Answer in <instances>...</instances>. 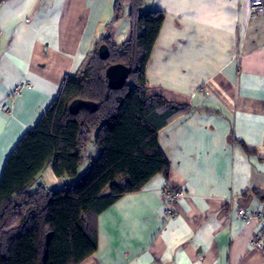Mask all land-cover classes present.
<instances>
[{"label": "crops", "instance_id": "obj_1", "mask_svg": "<svg viewBox=\"0 0 264 264\" xmlns=\"http://www.w3.org/2000/svg\"><path fill=\"white\" fill-rule=\"evenodd\" d=\"M115 1L0 5V178L65 76L107 33L117 44L126 38L128 6L114 18ZM144 9L164 12L146 95L188 110L156 135L168 178L154 177L100 213L96 251L81 264H264V251L248 241L258 224L235 217L239 208L264 212V16L250 12L249 0H144ZM99 151L89 146L93 157ZM38 177L51 189L71 181L50 167ZM166 186L183 192L168 219L159 196Z\"/></svg>", "mask_w": 264, "mask_h": 264}, {"label": "trees", "instance_id": "obj_2", "mask_svg": "<svg viewBox=\"0 0 264 264\" xmlns=\"http://www.w3.org/2000/svg\"><path fill=\"white\" fill-rule=\"evenodd\" d=\"M122 2L128 6L124 41L117 44L107 33L93 45L5 162L0 264H81L96 251L100 213L154 177L168 178L169 163L156 135L188 107L146 95L144 70L164 12L144 9V0H116L114 18L122 15ZM101 45L107 48L105 59L98 54ZM113 64L129 69L118 89L109 87L105 73ZM74 100L92 107L72 113ZM89 146L100 149L96 157ZM48 167L57 179L71 181L61 189L38 183Z\"/></svg>", "mask_w": 264, "mask_h": 264}, {"label": "built area", "instance_id": "obj_3", "mask_svg": "<svg viewBox=\"0 0 264 264\" xmlns=\"http://www.w3.org/2000/svg\"><path fill=\"white\" fill-rule=\"evenodd\" d=\"M249 8L252 14L263 15L264 16V0H249ZM25 85V84H24ZM23 84L20 87L13 90L9 103L6 106H3V109L6 112L10 111V103L20 94V90L24 87ZM183 194L182 190L172 189L166 186V188L162 189L160 195L164 205H165V216L168 218H173L175 216L174 213V203L177 199H179ZM238 219L245 222H256L258 224V228L260 230L255 233L249 241V244L252 248L264 251V212L260 211H249L243 208H239L236 211V216Z\"/></svg>", "mask_w": 264, "mask_h": 264}, {"label": "water", "instance_id": "obj_4", "mask_svg": "<svg viewBox=\"0 0 264 264\" xmlns=\"http://www.w3.org/2000/svg\"><path fill=\"white\" fill-rule=\"evenodd\" d=\"M98 54H99V57L102 59H105L107 57L108 52H107V48L105 45L99 46ZM105 73H106L107 82H108L109 87L113 88V89H118L124 85V83L128 77V74H129V69L123 64H113V65H110L106 69ZM83 106L92 107L91 104H88L85 101L74 100L70 104L69 110H70V112L74 113L80 107H83ZM263 197H264V195H263Z\"/></svg>", "mask_w": 264, "mask_h": 264}, {"label": "rangeland", "instance_id": "obj_5", "mask_svg": "<svg viewBox=\"0 0 264 264\" xmlns=\"http://www.w3.org/2000/svg\"><path fill=\"white\" fill-rule=\"evenodd\" d=\"M94 138V134H92V139ZM85 170H84V165L80 168V170H79V173H80V175L84 172ZM45 174L46 173H44V175L43 176H45ZM41 179H42V177H38V181L40 182L41 181Z\"/></svg>", "mask_w": 264, "mask_h": 264}]
</instances>
